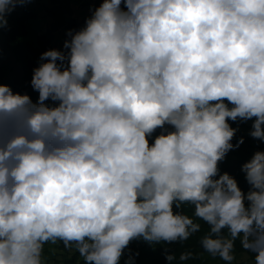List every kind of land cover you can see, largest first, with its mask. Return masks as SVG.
Masks as SVG:
<instances>
[{
	"label": "clouds",
	"instance_id": "obj_1",
	"mask_svg": "<svg viewBox=\"0 0 264 264\" xmlns=\"http://www.w3.org/2000/svg\"><path fill=\"white\" fill-rule=\"evenodd\" d=\"M22 2L0 0V27ZM121 3L103 0L67 56L43 54L37 103L0 85V264H44L57 240L85 264H119L130 241L187 240L197 220L205 252L232 264L241 239L264 264V152L242 166L246 195L216 178L229 120L255 118L264 140V0ZM185 203L195 220L174 210Z\"/></svg>",
	"mask_w": 264,
	"mask_h": 264
},
{
	"label": "trees",
	"instance_id": "obj_2",
	"mask_svg": "<svg viewBox=\"0 0 264 264\" xmlns=\"http://www.w3.org/2000/svg\"><path fill=\"white\" fill-rule=\"evenodd\" d=\"M63 4L61 1L58 7ZM121 8L127 10L124 3H122ZM39 14L40 10L37 8L36 0H23L22 3H17L15 8L7 14L6 25L0 27V84L9 86L14 93L28 95L34 104L38 102L39 98L38 91L34 90L31 84L34 70L42 63L48 62L49 58L43 57V54L52 50L47 46L53 41L52 31L49 29L38 32L36 42L28 36L30 32L28 21L38 17ZM87 18V14L81 18L73 17L69 20L70 28L76 32L81 31L86 27ZM68 40L71 41V39ZM61 63L67 65L68 61L67 59L63 62L57 60V64ZM45 104L56 106L58 102L49 99L45 101ZM254 119H251L250 124L239 118L236 121H228L230 126L236 129L231 140L233 148L218 162L219 171L216 177L228 173L236 180L238 187L245 195L252 186L248 183L242 166L249 162L256 152H264V140L250 135L253 130ZM174 130V127L168 124L164 128H157L147 137L149 144H153L155 138L162 133L167 134ZM241 139H243V143H238ZM245 204H248L247 200H245ZM174 210L195 220L194 205L185 203L178 209L174 208ZM196 222L201 224V230L192 234L187 240H178L173 243L163 241L155 243L145 241L141 237L130 241L128 250L124 249L119 264H126V262L127 264H169L167 257L170 255L174 256L171 264H225L219 257H213L203 250L200 240L207 234L209 227L203 221L197 220ZM71 247L73 250L66 252L65 257L62 258V264H85L83 257L76 251L75 244H72ZM184 253H189L190 256L186 260H181L180 256ZM243 254L245 257L240 259L239 257ZM234 256L235 260L232 264H253L255 253L246 251L242 246L241 239H237L234 244Z\"/></svg>",
	"mask_w": 264,
	"mask_h": 264
},
{
	"label": "rangeland",
	"instance_id": "obj_3",
	"mask_svg": "<svg viewBox=\"0 0 264 264\" xmlns=\"http://www.w3.org/2000/svg\"><path fill=\"white\" fill-rule=\"evenodd\" d=\"M46 1V0H43ZM53 1V0H52ZM49 0L48 5L54 10L56 9V5L54 1L52 2ZM57 3L61 2V0H56ZM63 2V0H62ZM65 5L71 10L76 9L74 6L76 4V0H64ZM123 3V0H122ZM121 3V6H122ZM68 10H65L63 14H61L56 20L54 19L52 14H46L44 15V12H41L38 17L31 19L28 21V26L30 28L29 35L34 42H36V35L38 32L46 31L47 28L51 31H56L57 33L55 34V39L52 41V43H49L47 46L49 49L52 50H57L62 53H64L67 56V53L69 51L68 48L65 47L66 43H69V41H64V35H60L61 33L67 32V38L72 39V36L77 33L75 30H70L69 25H68V20H69V14H67ZM57 12V11H56ZM51 13V12H49ZM74 15L76 18H80L81 14L77 13L75 10ZM54 20V21H53ZM67 66V65H65ZM1 85V84H0ZM226 104L228 102H225ZM231 107L232 105L229 104ZM249 124L251 123V119L246 120ZM64 245V242L62 240H57L55 243L49 241L44 245L43 253H42V259L44 261V264H62V258L65 257L66 252L72 251L73 248L71 247L72 244L68 247ZM68 249V250H67ZM128 250V246L125 248ZM71 253V252H70ZM245 257V254L240 256L239 258L242 259Z\"/></svg>",
	"mask_w": 264,
	"mask_h": 264
},
{
	"label": "crops",
	"instance_id": "obj_4",
	"mask_svg": "<svg viewBox=\"0 0 264 264\" xmlns=\"http://www.w3.org/2000/svg\"><path fill=\"white\" fill-rule=\"evenodd\" d=\"M37 1V8L40 10V13L41 12H43L44 10H45V12H44V15H46V14H52L53 15V17H54V19L56 20V18H58L61 14H63V12L65 11V10H68L67 11V14H69V20L70 19H72L73 17H75L76 18V16L74 15V12H75V10L77 11V13H80L81 14V17L83 16V15H85V14H87V4H86V0H76V4H75V10H74V12H73V10H71V9H69L68 7H67V5H65V3L62 5V6H60V7H58V5L57 4H60L61 2H58L57 3V1L56 0H53L54 1V3L57 5L55 8L56 9H52L49 5H48V2H49V0H46V1H43V0H36ZM50 1H52V0H50ZM52 1V2H53ZM62 1V0H61ZM66 1V0H65ZM63 2H64V0H63ZM57 11V12H56ZM49 12H51V13H49ZM80 17V18H81ZM68 20V25H69V21ZM54 21V20H53ZM69 28H70V26H69ZM48 29V28H47ZM70 30H72L71 28H70ZM57 32L56 31H52V33H51V35H52V37H53V40L55 39V34H56ZM60 35H64L63 37H64V41H69L68 39H70V38H67V32H65V33H61ZM70 42V41H69ZM50 43H52V42H50Z\"/></svg>",
	"mask_w": 264,
	"mask_h": 264
},
{
	"label": "built area",
	"instance_id": "obj_5",
	"mask_svg": "<svg viewBox=\"0 0 264 264\" xmlns=\"http://www.w3.org/2000/svg\"><path fill=\"white\" fill-rule=\"evenodd\" d=\"M102 3H103V0H86V4H87V16H88V18L86 19V21L93 16L95 10Z\"/></svg>",
	"mask_w": 264,
	"mask_h": 264
}]
</instances>
